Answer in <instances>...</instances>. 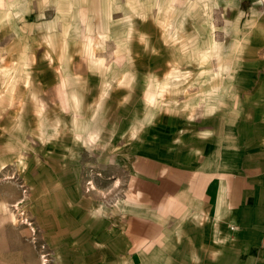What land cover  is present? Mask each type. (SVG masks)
I'll return each mask as SVG.
<instances>
[{
    "label": "rangeland",
    "instance_id": "rangeland-1",
    "mask_svg": "<svg viewBox=\"0 0 264 264\" xmlns=\"http://www.w3.org/2000/svg\"><path fill=\"white\" fill-rule=\"evenodd\" d=\"M214 2L0 0V264H60L35 224L38 188L60 184L61 207L80 191L112 201L126 161L160 147L195 91L173 67L264 63V0Z\"/></svg>",
    "mask_w": 264,
    "mask_h": 264
},
{
    "label": "crops",
    "instance_id": "crops-1",
    "mask_svg": "<svg viewBox=\"0 0 264 264\" xmlns=\"http://www.w3.org/2000/svg\"><path fill=\"white\" fill-rule=\"evenodd\" d=\"M235 59L195 61L192 76L173 67L195 91L179 96L160 147L126 161L112 201L80 191L61 207L60 184L38 188L35 224L54 263L264 264V63Z\"/></svg>",
    "mask_w": 264,
    "mask_h": 264
},
{
    "label": "bare ground",
    "instance_id": "bare-ground-1",
    "mask_svg": "<svg viewBox=\"0 0 264 264\" xmlns=\"http://www.w3.org/2000/svg\"><path fill=\"white\" fill-rule=\"evenodd\" d=\"M71 4V3H70ZM34 227H32V229H33ZM33 231V230H32Z\"/></svg>",
    "mask_w": 264,
    "mask_h": 264
}]
</instances>
